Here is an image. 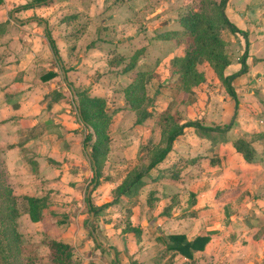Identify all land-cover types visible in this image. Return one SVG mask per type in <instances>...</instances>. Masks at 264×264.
Listing matches in <instances>:
<instances>
[{
    "label": "crops",
    "instance_id": "1",
    "mask_svg": "<svg viewBox=\"0 0 264 264\" xmlns=\"http://www.w3.org/2000/svg\"><path fill=\"white\" fill-rule=\"evenodd\" d=\"M26 2L32 4L16 8ZM140 2L100 1V7L106 6L95 16L94 1L0 0V22H6L5 31L0 33V157L6 163V179L20 199L22 195L47 196L44 220L47 214H59V218L50 219L55 238L73 246L76 264H264V0L254 17L247 13L250 1L234 5L228 0L225 5L227 18L240 29L233 32L235 38L230 42L233 47L238 45L246 69L240 71L238 57L231 60L224 71L238 72L232 78L235 97L217 94L220 97L212 98L208 109L200 110L204 119L213 118L219 125L212 129L184 126L141 184L96 212L88 208L86 197L94 205L104 203L98 197L105 185H109L107 197L111 201L112 189L126 173L119 177L102 174L93 192L91 186L84 190L93 175L85 136L92 132L93 141L94 134L92 127L79 119L75 91L90 87L88 92L103 96L109 108V87L105 86L109 78H89L97 68V49L105 51L103 59L97 61L105 62V72L118 68L110 58L114 53L127 56L142 48L133 67L151 69L157 64L155 56L164 60L174 50L171 46L158 53V48L150 47L152 41L163 39L153 37L154 29L164 22L160 17L173 9L158 15H136L138 20L130 18V6ZM111 23H115L113 35L107 27ZM141 25L147 27L144 33ZM173 25H177L174 19L167 24ZM91 40H97V48L87 46ZM120 43L126 51L117 50ZM123 60L121 65L128 61ZM50 70L55 76L45 79L43 75ZM118 76L127 84L125 73ZM52 90L65 96L51 100L46 94ZM178 95L171 99L151 97L146 108H168ZM125 99L120 98L115 105H126ZM200 111L188 113V117L195 120ZM139 113L125 106L113 115V126L118 128H111L109 152L133 157L129 154L139 146L147 149L158 144L162 132L146 125L154 121V115L135 124ZM219 128H228L223 141L206 136L207 131ZM256 133L261 137H252ZM235 136L251 141L255 148L251 161L234 148ZM115 139L117 150H113ZM21 204L18 227H22L20 219L26 225L39 223L29 218L26 204ZM170 234L186 239L208 237L203 247L193 248L188 256L169 247Z\"/></svg>",
    "mask_w": 264,
    "mask_h": 264
},
{
    "label": "trees",
    "instance_id": "2",
    "mask_svg": "<svg viewBox=\"0 0 264 264\" xmlns=\"http://www.w3.org/2000/svg\"><path fill=\"white\" fill-rule=\"evenodd\" d=\"M189 2L188 0H186ZM228 0H200V5L197 9L188 11L181 15L178 19L180 27L174 29H166L163 32L153 35L155 38L177 40H186L185 53L179 60V81L174 84L178 87L184 81L190 80L192 83L200 81L203 73L196 69V61L202 56L209 66L215 71L217 76L224 82L229 95L235 97L236 92L232 84V78L235 74H225L224 68L230 63V58L224 49L223 42L217 36L221 26L227 25L231 30H240L233 23H231L225 12V5ZM32 2H26L16 8L26 7ZM75 16V14H73ZM6 29V22H0V33ZM217 30V31H216ZM49 43L54 53L57 52L54 40L47 35ZM142 48L134 50L126 69L132 68L135 65L136 59L139 56ZM241 69H246L245 61L241 58ZM239 71V72H240ZM55 71H47L43 77L49 79L55 76ZM145 71H138L135 77L124 86L126 101L132 110H139L140 113L135 120V124L141 123L143 119L151 114L158 122L161 130V135L165 138V145L153 144L146 149L147 162L140 158V162L136 163L130 168L122 180L112 189L113 199L104 202L101 205H94L86 197L88 208L90 211H97L99 208L107 204L116 202L119 196L127 191L132 190L137 185L143 182L142 177L148 170L156 163L161 161L168 152L172 141L182 132L183 125H193L202 129H212L217 125H208L199 122L197 119L186 121L178 126L169 129L175 121V114L168 109L156 111L155 108L149 110L141 107L145 100ZM88 87L76 90L77 94V113L79 119L88 127H92L95 135L93 141L91 140L92 132L85 136V140L90 145L89 158L93 168V175L91 181L99 182V177L106 160V156L110 150V131L111 120L115 109L111 111L106 106V100L103 96L91 95L88 92ZM50 96L51 100H58L65 96L64 92L52 90L46 94ZM214 126V127H213ZM252 137H261L259 133L253 134ZM264 140V138H263ZM90 141V142H89ZM234 148L241 153L247 161H251L255 156V148L250 140L242 136H235L232 139ZM22 201L26 204V212L32 221H43L45 214L44 208L47 206V196H20L13 192L11 184L6 179V163L0 157V264H39L38 253L32 248V244H26L22 238V232L18 228V217L22 212ZM93 227V226H92ZM135 232L138 231L136 227L129 226ZM94 229V227H93ZM207 235H198L193 239H186L181 234H170L168 238L172 241L169 247L178 249L186 255L192 254L193 248H201ZM45 244L48 248L49 264H76L73 257V246L61 239L47 236Z\"/></svg>",
    "mask_w": 264,
    "mask_h": 264
},
{
    "label": "rangeland",
    "instance_id": "3",
    "mask_svg": "<svg viewBox=\"0 0 264 264\" xmlns=\"http://www.w3.org/2000/svg\"><path fill=\"white\" fill-rule=\"evenodd\" d=\"M66 1H71V0H66ZM76 1H94L95 5L93 8L94 9L93 13L95 16L97 14V10H99L101 8H105V6H106V3H104V5H102L100 7V5H101L100 1H141L139 5H137V3H135L134 6L130 4L131 5L130 7L132 8L130 18L133 17L136 20L139 19V17H136V15H140V16H145V15L151 16L153 14L158 15L159 13L165 11L166 9L172 8L173 11H170L167 14H165L164 16L160 17V21H164V22H159L156 24V29H154L153 35H155L156 33H159V32H163L166 29H174V28L180 27V24L178 23L179 17L181 15L187 13L188 11L197 9L200 5V0H188L189 2H187L186 0H76ZM216 1H218V0H216ZM230 1H232L234 5L242 4L245 1H248V2L250 1L252 3V6L247 10V13L254 17V13L258 7L259 2H261L263 0H230ZM65 7L71 8L72 6L71 7L65 6ZM112 8L116 11L117 6L114 5V6H112ZM224 12H225V9H224ZM125 16H127V14ZM119 17L125 18L123 15H121ZM173 19L177 21V25H173L174 27H168L167 24L169 22H171ZM228 20H229V18H228ZM84 25H81V26L79 25L80 26L79 28H83ZM113 25L115 26V23L114 24L111 23L110 25L108 24V26H107V27L111 28L110 30H112V31H110L111 33L109 35H113L112 33L115 32ZM70 28H72V26ZM136 28H137V26L134 29H136ZM146 28L147 27H144L143 25H141L140 30L142 31V33L145 32ZM74 30H75V28H74ZM92 30H93V26H92L90 31L92 32ZM71 31H73V30H71ZM100 32H102V31H100ZM233 32L234 31L231 30L227 25H223L220 27V29L217 33V36H219V38L223 42L224 49L226 50V52L230 58V61L231 60L236 61L237 59H239V60L241 59V54L239 55V53H238V51H239L238 45L236 44L237 46L235 47V45H234V47H233L232 46L233 43L231 44V42H230L231 39L235 38V37H232ZM96 41L97 40H93V41L91 40L90 42H88L87 46L88 47H96L95 46ZM110 44L112 46L116 45L115 43H106L107 46H109ZM152 44L153 45L150 46L151 49L155 50L156 48H158L159 49L158 53H161V52L169 49L171 46L173 47L174 50H173L172 54H170V56H168V58H165L164 60L162 59L163 57L155 56V57H157V64L155 66H153L151 69L139 68V66H137L136 69H134V67H132L131 70L127 71L125 69V66L128 65V63L130 61V58L132 56V54H130V53L133 52V50H132L129 54H127V56H124V55H121L118 53L112 54L110 57L111 61H116L118 63V66H117L118 68L115 70L110 69L109 71L105 72V68H104L105 62L104 61L103 62H101V61L97 62L98 60L103 59V57L101 55L105 54V51H103L102 49H99V48L97 49L98 51L99 50L101 51V53H100V51L97 52V54L95 56V57H98L97 58L98 60L94 61L95 64L97 65V68L92 71V73H91L92 75L90 74L89 78H96V77H101V76H105V75H106L105 77L109 78L107 80L108 84L105 85V86L109 87V92H106V93H108V94H106V98L109 101L108 102L109 110L111 111L112 109H115L113 115L117 112V110L119 108L128 106V103L125 99V93H124L123 88L125 85H127L135 77V75L138 71H145V73H146L145 77H144V83H146L145 93H144L145 100H144V103L141 107L146 108L147 105L149 104L151 97L155 98L157 95H159L161 97L167 96L168 98H170V97L174 98V96L176 94H179L176 99H173V102L169 105V107L165 108V109H168L169 111H171L176 116L174 123L169 127V129H172L175 126L182 124V122H184V121L186 122V121L192 120L188 117V113L193 114V111H195V113H197L200 110L208 109V104L211 101V99L212 98L214 99L215 97H218V98L220 97L217 94L221 95V94L228 93L226 90L224 82L217 76L215 71L209 66L207 60L202 56H200L197 59L196 64H195L196 69L203 73L202 77L200 78V81L197 83H192L190 80H186L180 86H178V87L174 86V84L178 83V81H179V73H178V69L180 67L179 60H180V58H182L184 56L185 47H186V40L185 39L177 40L176 38L161 39L159 41H152ZM117 50L126 51L125 46L122 45L121 43L117 45ZM79 58H80V56L77 55L76 60L79 61L80 60ZM124 58H127L128 61L124 65H121V63H124V60H123ZM225 68H224V70H225ZM121 72L123 74L125 73L128 76L127 78L129 80H127L128 81L127 84L126 83L123 84L125 79L120 78L118 76V74H121ZM224 73H225V71H224ZM166 79H168V82H166L167 81ZM90 83L92 84L91 81H90ZM147 93H148V95H147ZM120 98L125 99L124 101H125L126 105H124V106H120V104L115 105V103H119ZM72 108H74L73 105H72ZM128 108H129V106H128ZM198 115H197L198 117H196L195 119H197L201 123L206 122V123H210V125H219V123L214 122L213 118L207 117V118H205L206 119L205 120L204 117L201 116L202 111H200V114H198ZM183 116H184V119H183ZM224 120L226 122H228L229 118H225ZM113 121H114V119L112 117L111 128L112 129L118 128L117 125L113 126ZM219 121H221V120H219ZM221 122H223V121H221ZM146 125L148 127L153 128V129L154 128L157 129V131L161 133L162 129L160 128L158 122L155 119L152 122L151 121L147 122ZM223 125H226V123L225 124L223 123ZM132 126H134V125H132ZM184 126H193V125H183V127ZM226 127H228V126H226ZM228 128H225V129L219 128L218 130H209V131H207L206 136L210 140H213V138H215L216 140L223 141L222 137H226ZM129 129H132V128L130 127ZM110 136H112V135L110 134ZM94 137H95V135H94ZM161 138H163V140H161ZM161 138H159L158 143L162 147L165 145V138L162 135H161ZM129 139H131V138H129ZM117 143H118V140L115 139V144L113 146L114 147L113 150H117V148H116ZM144 150L146 152V147L140 148V146H139V149L136 152H134V153L132 152L129 154V155H133V157L132 156L127 157L125 154H123V156H121L118 152L110 151L108 154L109 158H107V156H106L107 159L105 160L104 167L102 168V172L100 175H102V174L103 175H113L114 177H119V176H122L125 172H127L130 168H132L136 163H139L140 158H143V161L146 163L147 158L144 157L145 156ZM140 151H142V153H140ZM139 153H140V155H139ZM91 185H92L91 191L93 192V190L95 189L94 188V186H95L94 181H89L87 186L84 188V190L88 191ZM108 187H109V185L108 186L105 185L102 189H100V192H99L100 196L98 197V199H100L101 203L107 202L110 200V198L107 197L109 195V193H111L108 191ZM110 187L111 188L114 187V184ZM102 195H104V196H102ZM20 203H21V201H20ZM56 218H59V214L58 215L55 214L52 216L50 214H47L46 220L40 221L39 223H35L32 225H30V224L26 225L25 223L22 222L21 219L19 220L22 227H18V228L21 229L20 231L22 232L23 241L26 244H29V243L32 244L31 245L32 248H34V250L39 255V260H37L39 264H49L48 248L45 244V240L47 239L48 235L51 237L56 236L55 228L52 226L53 223H51V220H50V219L53 220ZM47 219H49V220H47ZM85 221L86 220H84V223H85ZM87 229H88V227H87ZM86 235H87V237L90 236V232L88 230L86 231Z\"/></svg>",
    "mask_w": 264,
    "mask_h": 264
},
{
    "label": "water",
    "instance_id": "4",
    "mask_svg": "<svg viewBox=\"0 0 264 264\" xmlns=\"http://www.w3.org/2000/svg\"><path fill=\"white\" fill-rule=\"evenodd\" d=\"M91 187H92V185H91Z\"/></svg>",
    "mask_w": 264,
    "mask_h": 264
}]
</instances>
